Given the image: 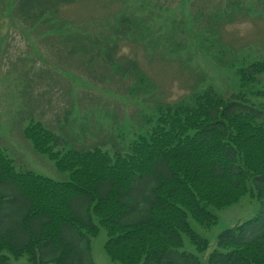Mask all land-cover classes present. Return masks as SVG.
Masks as SVG:
<instances>
[{
  "label": "trees",
  "instance_id": "16d2710c",
  "mask_svg": "<svg viewBox=\"0 0 264 264\" xmlns=\"http://www.w3.org/2000/svg\"><path fill=\"white\" fill-rule=\"evenodd\" d=\"M79 1L85 0H18L14 7L31 27L45 25L42 32L74 40L67 42L69 52L89 56L85 64L100 59L113 64L120 36L139 22L121 13L105 36L104 30L58 17L62 7ZM131 63L127 72H139L138 62ZM236 70L242 87L256 83L264 59ZM154 116L144 132L110 149L66 148L53 127L31 120L25 138L69 173L66 180L17 170L0 149V264L24 255L28 264H96L91 241L100 226L108 236L107 254L121 264H202L196 253L180 250L184 235L200 252L209 247L192 219L210 228L218 222L213 209L248 192L264 204L263 107L244 93L225 96L208 85L183 100L159 104ZM218 246L209 264H264V207L222 231Z\"/></svg>",
  "mask_w": 264,
  "mask_h": 264
},
{
  "label": "rangeland",
  "instance_id": "374dc122",
  "mask_svg": "<svg viewBox=\"0 0 264 264\" xmlns=\"http://www.w3.org/2000/svg\"><path fill=\"white\" fill-rule=\"evenodd\" d=\"M17 1L0 0V149L14 159L17 170L69 178L25 138L33 119L53 127L66 148L96 144L110 149L144 132L159 104L183 100L208 85L225 96L244 93L264 108V95L256 93L264 90V73L242 87L236 70L264 59V0H85L66 5L58 17L104 30L105 36L116 28L121 13L139 22L120 36L113 64L100 59L94 66L84 63L89 56L70 54L67 42L74 40L65 42L42 32L47 26L25 22L15 12ZM130 58L138 62L139 72H127L133 67ZM263 207L248 192L232 205L213 209L218 222L210 228L192 219L209 247L200 252L184 235L180 250L209 264V254L219 248L218 235ZM94 221L99 224L97 217ZM107 238L100 226L91 241L94 262L121 264L107 254ZM11 263L28 264V259L11 258Z\"/></svg>",
  "mask_w": 264,
  "mask_h": 264
}]
</instances>
